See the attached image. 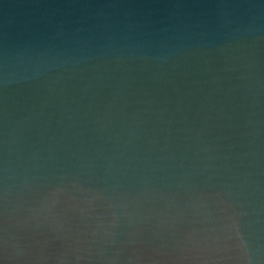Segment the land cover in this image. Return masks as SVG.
<instances>
[{"label":"clouds","instance_id":"obj_1","mask_svg":"<svg viewBox=\"0 0 264 264\" xmlns=\"http://www.w3.org/2000/svg\"><path fill=\"white\" fill-rule=\"evenodd\" d=\"M240 7L221 0L216 12L223 27L235 24L216 50L230 71L240 72L234 91L241 92L240 107L247 109L239 114L241 143L223 157L205 138L211 117L193 127L177 107L182 127L174 128L168 101L156 98L157 93L166 96L169 86L179 92L176 85L186 78L198 83V65L212 55L204 34L194 31L198 25L186 23L179 13H172L162 36L131 12H102L94 25L102 33L99 39L77 33L64 38L58 30L43 48L14 45L0 52V87L36 88L44 93L42 107L59 109L64 132L90 127L97 139L113 144L95 169L81 165L76 174L37 184L25 167L16 183L21 164L11 159L19 123L12 97L3 110L12 128L4 141L9 159L0 170V264H264V61L258 55L264 49V0L249 5L246 20L231 19ZM76 78L84 85L79 98L73 95L77 84L71 83ZM108 80L116 83L108 85L114 91L103 111H93L92 97L81 102ZM126 95L144 97L138 101L144 108L128 115L123 105L117 107L127 103ZM217 118L232 119L223 109ZM186 160L193 163L185 165ZM216 161H222L234 192L184 183L215 168ZM28 164L35 170L32 155L24 161ZM173 169L180 173L177 191L166 183ZM180 188L190 190L174 215L153 211L158 201L174 203Z\"/></svg>","mask_w":264,"mask_h":264},{"label":"water","instance_id":"obj_2","mask_svg":"<svg viewBox=\"0 0 264 264\" xmlns=\"http://www.w3.org/2000/svg\"><path fill=\"white\" fill-rule=\"evenodd\" d=\"M220 2L221 0H0V52H6L14 45L23 48L26 44H31L33 47L43 48L58 30L66 34L64 38L77 33L99 39L102 33L94 25L97 23L98 14L102 12H131L134 14L133 19L143 18L149 25L148 31L160 32L162 36V30L169 27L172 13H179L186 23L198 25L194 31L204 34V40L212 49V55L208 57L207 64L202 61L198 65L199 75L195 77L198 83L193 84L190 78H186L183 85H176L180 89L179 92L172 91V86H169L165 90L166 96L157 93L156 98L159 101H168L166 107L168 113L172 114L174 128L182 127L178 122L183 117L181 113L176 112L177 107L186 113L188 119L193 122V127H198L203 117H211L208 121L210 131L205 138L211 142V147L220 150L218 154L223 157L229 154L232 145L241 143L238 137L244 129L238 127L243 122L239 114L247 109L240 107L241 92L234 91L237 85L241 84L238 79L240 72L230 71L224 55L216 50L227 42V34L235 27V24L223 27L217 19V5ZM225 2L240 3L241 7L234 9L236 15L231 19L246 20L244 12L249 9L250 4L258 5L260 0ZM112 4L116 7H107ZM80 29H84V32L79 33ZM89 29L92 31L89 32ZM258 55L264 61V49H261ZM79 79L76 78L71 83L77 84ZM115 83L114 80L105 81L103 86L85 93V99L81 102L87 104L88 97H92L93 111H103L111 102L110 93L114 91V88L108 85ZM83 86L77 84V88L73 89V95L79 98L78 88ZM16 87H0V170L9 159L4 141L8 139L6 134L12 128L10 123H6L3 110L6 105L11 104L13 96L16 99L14 119L19 123L15 133L17 143L13 146L15 155L11 157L14 162L19 160L21 164L17 169L19 175L16 183L24 178L25 167L28 169V177L34 178L37 184L45 183L52 177L76 174L81 165L85 166V170L89 166L95 169L102 162L104 155L113 148L111 142L105 143L97 139V134L90 127H75L64 132L65 122L59 109L52 105L41 106L43 92L37 91L34 87H22L14 91ZM140 99L144 97L126 95L127 103L122 101L117 107L123 105L124 111L132 115L138 109L144 108L143 104L138 103ZM177 101H180L179 105ZM32 105L36 106L34 110ZM221 109L232 117L231 121L217 118V113ZM229 123L232 127H229ZM29 155L35 158V170H32L31 164L24 165ZM190 163L193 161H185V165ZM214 163L215 168L200 175H193L184 183L196 185L197 190L234 192V188L228 187L234 182L228 179L229 174L220 167L222 161ZM172 172L174 173L166 183H171L173 186L171 190L177 191V186L181 183L180 173L175 172V169ZM98 178L99 173L92 177L93 183ZM3 187V175L0 173V191ZM189 190L180 188L174 203L166 205L164 201H158L153 211L166 209L167 213L174 215L177 207L186 201V193ZM147 208L146 205L142 210L145 216ZM187 211L191 212L192 209ZM149 222L154 223V220L149 219Z\"/></svg>","mask_w":264,"mask_h":264}]
</instances>
